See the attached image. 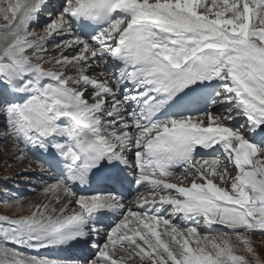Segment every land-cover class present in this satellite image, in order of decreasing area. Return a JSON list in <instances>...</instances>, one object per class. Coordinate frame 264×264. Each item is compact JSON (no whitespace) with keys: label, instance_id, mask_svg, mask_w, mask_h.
<instances>
[{"label":"snow or ice","instance_id":"1","mask_svg":"<svg viewBox=\"0 0 264 264\" xmlns=\"http://www.w3.org/2000/svg\"><path fill=\"white\" fill-rule=\"evenodd\" d=\"M0 20V144L49 197L0 214V264H264V0H0Z\"/></svg>","mask_w":264,"mask_h":264},{"label":"rangeland","instance_id":"2","mask_svg":"<svg viewBox=\"0 0 264 264\" xmlns=\"http://www.w3.org/2000/svg\"><path fill=\"white\" fill-rule=\"evenodd\" d=\"M3 21L0 20V24ZM35 27L34 30L43 34V27ZM40 27V28H39ZM52 46L49 48L51 49ZM55 55L56 53H51ZM50 67V66H49ZM12 144H0V214L13 215H27L31 205L48 202L49 197L42 192L43 184L38 178L39 166L31 157L20 160L19 162L11 158ZM5 163L8 167H5ZM29 171L27 179H9L15 177L18 173ZM48 179V176H47ZM46 180V176L44 177ZM47 181V180H46ZM50 182V181H49ZM19 199L23 203V211L16 209L14 201ZM11 205V206H10ZM225 231L222 226H218L214 233L215 235L222 234ZM235 242V238L233 237ZM253 247L257 250L262 260H264V237H251ZM26 254H36L31 250L25 249ZM72 252H68L70 255ZM51 255V254H50Z\"/></svg>","mask_w":264,"mask_h":264},{"label":"bare ground","instance_id":"3","mask_svg":"<svg viewBox=\"0 0 264 264\" xmlns=\"http://www.w3.org/2000/svg\"><path fill=\"white\" fill-rule=\"evenodd\" d=\"M55 3H56V2H54V4H55ZM54 4H53V5H54ZM55 5H56V4H55ZM49 12H51V13H52L53 11H52V10H50ZM42 25H45V24H44V23H43V24H41V26H40V27H43ZM40 27H39V28H40ZM50 46H51V45H50ZM50 46H49V47H50ZM25 252H26V251H25ZM76 255H77V256H78V255H81V253L77 252V254H76Z\"/></svg>","mask_w":264,"mask_h":264}]
</instances>
